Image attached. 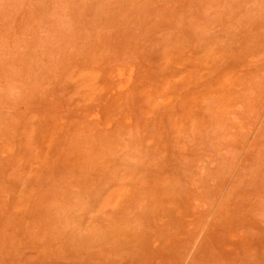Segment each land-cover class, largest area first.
<instances>
[{
    "label": "rangeland",
    "instance_id": "obj_1",
    "mask_svg": "<svg viewBox=\"0 0 264 264\" xmlns=\"http://www.w3.org/2000/svg\"><path fill=\"white\" fill-rule=\"evenodd\" d=\"M0 264H264V0H0Z\"/></svg>",
    "mask_w": 264,
    "mask_h": 264
}]
</instances>
